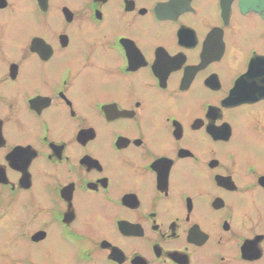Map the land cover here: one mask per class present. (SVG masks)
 I'll return each instance as SVG.
<instances>
[{
	"label": "flooded vegetation",
	"instance_id": "obj_1",
	"mask_svg": "<svg viewBox=\"0 0 264 264\" xmlns=\"http://www.w3.org/2000/svg\"><path fill=\"white\" fill-rule=\"evenodd\" d=\"M239 2L0 0V223L67 264H264V12Z\"/></svg>",
	"mask_w": 264,
	"mask_h": 264
},
{
	"label": "rangeland",
	"instance_id": "obj_2",
	"mask_svg": "<svg viewBox=\"0 0 264 264\" xmlns=\"http://www.w3.org/2000/svg\"><path fill=\"white\" fill-rule=\"evenodd\" d=\"M7 39L8 42L5 46L9 47L11 46L9 44L10 41H15L18 37L16 34H13L10 38L7 37ZM1 69L2 67H0V70ZM260 153H262L260 149L256 152H252L255 156ZM16 229L18 228L16 225H13V223H0V264L68 263V251L64 247L63 242L60 241L53 231L49 233V237L46 240L39 243H31L28 239L16 238L12 235L13 230Z\"/></svg>",
	"mask_w": 264,
	"mask_h": 264
},
{
	"label": "water",
	"instance_id": "obj_3",
	"mask_svg": "<svg viewBox=\"0 0 264 264\" xmlns=\"http://www.w3.org/2000/svg\"><path fill=\"white\" fill-rule=\"evenodd\" d=\"M241 9L252 10V11H263L264 12V0H240L239 2ZM41 239L42 236H37Z\"/></svg>",
	"mask_w": 264,
	"mask_h": 264
}]
</instances>
